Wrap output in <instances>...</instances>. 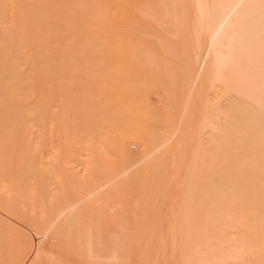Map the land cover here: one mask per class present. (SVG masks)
<instances>
[{
    "label": "bare ground",
    "instance_id": "bare-ground-1",
    "mask_svg": "<svg viewBox=\"0 0 264 264\" xmlns=\"http://www.w3.org/2000/svg\"><path fill=\"white\" fill-rule=\"evenodd\" d=\"M0 73L43 209L0 194L12 262L264 264V0H0Z\"/></svg>",
    "mask_w": 264,
    "mask_h": 264
},
{
    "label": "rangeland",
    "instance_id": "rangeland-1",
    "mask_svg": "<svg viewBox=\"0 0 264 264\" xmlns=\"http://www.w3.org/2000/svg\"><path fill=\"white\" fill-rule=\"evenodd\" d=\"M124 9L126 10V9H128V7L124 8ZM127 11H128V13L131 12V11H129V10H127ZM127 11H126V12H127ZM2 70H3V69H2ZM3 72H4V71H3ZM1 73H2V72H1ZM1 73H0V74H1ZM2 74H3V73H2ZM3 77H4V75H3ZM3 77H2V78H3ZM0 78H1V76H0ZM2 81H3V80H2ZM0 82H1V81H0ZM3 82H4V81H3ZM3 82H2V83H3ZM2 83L0 84L1 86H2ZM3 84L5 85V82H4ZM4 85H3V89H4V87H5ZM1 86H0V88H1ZM3 89L1 88V89H0V92H2L1 90H3ZM4 91H5V90H4ZM160 92H161V93H160ZM2 93H3V92H2ZM5 93H6V92H5ZM158 93H159V95H162V96L164 95V94L162 93V91H159ZM0 94H1V93H0ZM5 95H6V94H5ZM162 96H161V97L158 96V95H157V97L155 96V98H157V99H155L156 105L159 104V103H160V104L162 103V106L165 105V100H166V99L164 100V97H165V96H163V97H162ZM1 97H2L3 100H4V97H3V96H1ZM158 97H159V98H158ZM162 98H163V99H162ZM0 100H1V98H0ZM3 100L0 101L1 104L5 103ZM161 101H162V102H161ZM158 102H159V103H158ZM163 102H164V104H163ZM4 105H5V104H4ZM158 106L160 107V105H158ZM162 106H161V107H162ZM5 108H6V107H5ZM5 108H4V111H5ZM0 109H1V108H0ZM27 109L30 110L31 108H27ZM0 111H1V112H0V121H1V122L3 121L2 123H0V126H1V128H0V134H1V136H2L4 131H5V132H4V135H7V134H8V137H7L8 140L6 139V137L2 136V142H3V144H4L5 147H3L2 144H0V146L2 145V147H1L2 149L0 148V150L5 151L4 154H3V151H1V152H2V157H6V156H9V157H10V158L8 157L10 160H9V159L5 160V159H3L2 157H0V161H1V160H2L3 162L5 161L4 163H1V162H0V163H1L2 166L5 165V163H6V165L4 166L5 168H6V166L11 165V166H9V167H10L9 169H8V167H7L8 170H6L5 168L1 169V167H0V170H4V171H5V173H4V171H3V172L0 171V173L2 172V174H4V177H3V175H0V176H1L2 178H4L3 181H4L5 183H6V182L8 183V184H5L4 182H2V180H1L2 178H0V186H5V185H6V186L4 187V189H3L2 191H0V194H1L2 197H3V198H2L3 200H4V199H11V200H12V199H15V201H18V202H16L17 205H19V204H24V203H25V204H27V208H25V209H27L28 211H30V212H32V213H34V212H35V213H38V208H39V209H42V207H38V208L36 207V206H38V205H37L38 203L35 205V202H36L35 200H37V199L34 200V198H35V197L38 198V196H41L42 194H41V192H40V194H39V192H38L37 189L35 190V188H36V187H35V185H36L35 183H37L35 180H34V181L31 180L30 183L28 184L29 186L25 184L26 182L24 183V184H25V185H24V184H23V181H22L23 186H21L22 184H20V187H21L20 189L23 190V191L20 190V192L25 193V194H24V196L22 197V193H17V192L19 191V190H17V189H19V187H18V186H19V183H21L20 181H21V178L23 177L21 174L19 175V172H20L19 169H22L23 171H25L27 166H26V167H25V166H24V167H21V166H23V164H22V165L19 164V165H21V166H19L18 163H20V162L15 163L14 161H17V160H14V157L11 156V154H12V155H13V154L16 155V154H17L16 151L19 150L20 148H22V146H21V142H20V141H19L18 143L16 142V139H17V140L19 139V138H17V137H19V136H17V135H21V134H19L18 131L15 129V132L17 133V135H16V139H14V142H13L12 140H11L12 142L9 141L10 138H11V137H9V136H11V134H12V136L14 135V133L11 132V131H13V128H12L11 130H9V129H7V128L5 127V126L8 125V124H7V121H8V120H5V119H7V117H6V115H4V111L2 112V109H1ZM53 111H56V109L53 110ZM2 117H3V118H2ZM4 117H6V118H4ZM98 117H99V116H98ZM99 118H100V117H99ZM100 119H101V118H100ZM100 119H97V118H96L95 120H97V121H95V122H98V121L101 122ZM91 120L94 121L93 118H92ZM91 120H90V121H91ZM4 121H6V122H4ZM10 122H11V121H10ZM10 122H8V123H10ZM99 122L97 123V127H98V125L102 127V125H101ZM91 123H92V122H91ZM101 123H102V122H101ZM34 124H35V122H34ZM85 124H86V123H85ZM35 125H36V124H35ZM95 125H96V123H95ZM84 126H85V125H83L81 128L83 129ZM2 127H3V128H2ZM11 127H12V126H11ZM95 127H96V126H95ZM97 127L95 128L96 130H98V129L100 128V127H98V128H97ZM5 128H6V130H4ZM86 128H87V127L85 126L84 129H86ZM54 129H55V127H54ZM54 129H53V132H55ZM88 129H89V128H88ZM3 130H4V131H3ZM61 130H62V129H61ZM91 130H92V129H90V131H91ZM100 130H101V129H99V131H100ZM8 131H10L11 134H10ZM82 131H83V130H82ZM93 131H94V130H93ZM101 131H103V130H101ZM1 132H2V133H1ZM6 132H8V133H6ZM13 132H14V131H13ZM62 132H63V131H62ZM85 132H86V131H85ZM85 132H84V133H85ZM94 132H95V131H94ZM94 132H92V133H94ZM97 132H98V131H96V133H97ZM59 133H60V135H61V132H60V131H59ZM59 133H57V134H59ZM63 133H64V132H63ZM86 133H88V131H87ZM89 133H90V132H89ZM101 133H103V135H104V131H103V132H100V133H97L96 135H99V134H101ZM55 134H56V133H55ZM90 134H91V133H90ZM90 134H89L90 137H91L92 135H93V136H96V135H94V134H92V135H90ZM38 136H40V135H38ZM93 136L91 137V138H92V141H93V138H94ZM41 137H42V135H41ZM41 137H40V138H41ZM56 137H57V140H58V141L56 140V141H57V144H56V142H53V146H54V145H57L58 147L60 146L59 148H63V147H62V144L59 142V140H61V138H63V135H61V138H59L58 135H56ZM99 137H101V135H100ZM102 137H104V136H102ZM0 138H1V137H0ZM12 138H15V137H12ZM40 138H39V139H36V135H35V136H32V139H36V141H39ZM48 138H49V137H48ZM58 138H59V139H58ZM88 138H89V137H88ZM91 138H90V139H87V138H86V139H87L86 141H87V143H88V145H87V144H86V145L89 146V147L86 146V147L84 148L85 151H86L87 148H89V150H90V149H92L93 147H94L93 150L96 151V150H98V149H95L96 146H97V148H99V147H98L99 144H98V145H97V144H96V145L94 144L95 146H93V143L95 142V140H96L97 143H98V141H99V140L101 141L102 138H97V137H95L94 141H93V142L91 141V142H92V145H91V143H89L90 141L88 142V140H91ZM20 139L22 140L21 137H20ZM20 139H19V140H20ZM97 139H99V140H97ZM0 140H1V139H0ZM36 141H34V143H35ZM54 141H55V140H54ZM86 141H85V142H86ZM100 141H99V142H100ZM15 142H16V143H15ZM54 143H55V144H54ZM59 143H60V144H59ZM37 144H39V142H38ZM84 144H85V143H84ZM89 144H90V145H89ZM44 145H45V146H49L48 143H47V144L44 143ZM63 145H64V143H63ZM6 146H8V148H10V147H12V146H13V148H14V147H15V148H19V147H20V148L17 149V150L14 149V151H12V152L10 153V151H8V148H7ZM91 146H93V147H91ZM42 147H43V146H42ZM3 148H4V149H3ZM13 148H12V149L10 148V149L13 150ZM65 148H66V147H64V149H65ZM10 149H9V150H10ZM61 150L64 152L63 149H61ZM93 150H90V151H93ZM87 151H88V150H87ZM1 152H0V154H1ZM13 152H14V153H13ZM17 152H20V151H17ZM38 152L40 153V151H38ZM80 152H81V155H84V153L82 154V151H80ZM97 152H98V151H97ZM97 152H96V153H97ZM100 152H101V151L99 150V152H98L97 154H93L94 156H92V153L87 152V153H89V156H88V155H87V156H88L89 158L92 159V157H95V156L98 155V154H99V155L102 154V152H101V153H100ZM6 153H7V155H5ZM8 153H10V155H9ZM15 153H16V154H15ZM65 153H66V152H65ZM94 153H95V152H94ZM19 154H21V155L23 156V157H22L23 160H22V162H21V163H23V162L25 161V160H24V157H26V155H25L24 153H19ZM36 154H38V153H36ZM61 154H62V153H61ZM63 154H64V153H63ZM85 154H86V152H85ZM90 154H91V155H90ZM99 155H98L97 157H99L98 159H99V161H101L102 159L100 160V157L102 158V156H99ZM0 156H1V155H0ZM16 156H17V155H16ZM16 156H15V159H16V158L19 159V158L21 157L20 155H18L19 157H16ZM63 156H64V155H63ZM37 157L39 158V155H38ZM88 157L83 156V158L81 157V158H82L81 160L86 161V160L88 159ZM6 158H7V157H6ZM11 158H12V159H11ZM28 158H29V157H28ZM63 158H64V157H63ZM67 158H69V156H68ZM67 158H66V160H69V161H70V159H67ZM70 158H72V157H70ZM84 158H87V159L85 160ZM25 159H26V158H25ZM91 159H90V160H87V161H92L93 159H92V160H91ZM94 159L96 160V157H95ZM8 160H9V162H10V161H12V162L9 164V162H7ZM64 160H65V158H64ZM64 160H63V161H64ZM66 160H65V161H66ZM95 160H94V163H96ZM19 161H20V160H19ZM69 161H68V162H69ZM75 161H76V160H75ZM75 161H74V162H75ZM25 162H26V161H25ZM25 162H24V164H25ZM71 162H73V161H71ZM71 162H69V164H70L69 166L66 165V164H68V163H65V162H63V163H64L66 166H68L67 168H72V167H74V166L77 168V166H76L77 164L75 165V163H73L74 166H72V163H71ZM7 163H8V164H7ZM97 163H98V162H97ZM97 163H96V164H97ZM14 164H15V165H14ZM27 164H28V163H27ZM27 164H26V165H27ZM12 165H14L15 168H14V166H12ZM17 165H18V166H17ZM28 166H29V165H28ZM70 166H72V167H70ZM75 167H74V168H75ZM12 168H14V169H12ZM24 168H25V169H24ZM78 168L81 169L80 166H78ZM15 169H18V172H17V170H15ZM27 169H28V168H27ZM79 169H77V170H79ZM10 170H12V171H14V172L16 171V173H14V174H17V173H18V175H19L20 177L22 176L20 179H19V176L17 177V178L19 179V180H18L19 183H17V178L15 179V176H14L13 178H12V176H11L12 179H11L10 177L8 178V177L6 176V173L9 172ZM12 171H10V174H9V175H11V172H12ZM29 171H30V170H29ZM94 171H96V170H94ZM30 172H31V171H30ZM97 172H98V171H97ZM97 172H96V174H97ZM20 173H21V172H20ZM12 174H13V173H12ZM22 174H24V172H23ZM26 174H27V173H26ZM29 174H30V173H29ZM33 174H35V172H34ZM33 174L31 173L30 176L32 177ZM96 174H95V172H92V175H93V176H95ZM98 174H99V173H98ZM9 175H8V176H9ZM89 175L91 176V173H90ZM89 175H88V176H89ZM5 176H6L8 179L5 178ZM27 176L30 177L29 175H27ZM81 176H82V175H81ZM81 176H80V178H82ZM83 176H84V175H83ZM88 176H87V177H88ZM90 176H89V177H90ZM96 176H98V175H96ZM96 176L93 177V178H92V176L90 177V178L92 179L93 182H94L93 179L96 178ZM25 177H26V175L24 176V180H27V177H26V179H25ZM89 177H88V178H89ZM98 177H100V176H98ZM10 179H11L13 182H16V183L18 184V185L15 186L14 183H13V185H12V186H14L13 188H16V189L11 188V186H10V188H9V185H10V182H11V181L9 182ZM14 179H15L16 181H15ZM32 179H33V178H32ZM35 179H36V178H35ZM91 179H89V180H91ZM22 180H23V179H22ZM97 180H98V182H99V179H97ZM27 181H29V180H27ZM92 181H90V182L92 183ZM1 182H2V183H1ZM34 182H35V183H34ZM88 182H89V181H87V183H88ZM96 182H97V181H96ZM31 183H33L32 186H31ZM85 183H86V182H85ZM87 183H86V184H87ZM4 184H5V185H4ZM88 184H89V183H88ZM98 184H99V183H98ZM94 185H96V184H93V186H94ZM36 186H37V188L39 187L38 184H37ZM89 186H91V185H89ZM2 188H3V187H0V189H2ZM24 188H26V190H25ZM39 188H40V187H39ZM11 189H12V190H11ZM94 189H95V188H94ZM96 189H97V188H96ZM24 190H25V191H24ZM89 190H91V189H87V191L85 192L86 195H88V193H90V192L93 191V190H92V191L89 192ZM12 191H13V192H12ZM94 191H95V190H94ZM36 192H37V193H36ZM96 192H97V191H96ZM15 193H16V194H15ZM90 194H91V193H90ZM12 195H13V196H12ZM92 195L95 196L96 194H95V193H94V194L92 193ZM131 195H132V194H131ZM133 195H135V194H133ZM133 195H132V197H130V198L127 197V196H129V195H125L124 198H123V197L119 198V201L122 203V200H123V203H125V201H127L128 199H130L129 201L132 202L131 204H134L133 201H132L131 199H133V200L135 199V201L137 200L136 202L134 201V202H135V205L139 204V202H138L139 198H137V197H139V196L137 195V197L135 196V197H136V198H135V197H133ZM19 196H20V197H19ZM5 197H6V198H5ZM88 197L90 198V196H88ZM125 197H126V199H125ZM86 198H87V196H86ZM89 198H88V199H89ZM92 198H93V201L96 203V201H95V198H96V197H95V198L92 197ZM92 198H90L89 200H92ZM39 199H40V201H41V197H39L38 200H39ZM114 199H115V200L117 199V201H118V198H114ZM114 199H113V201H115ZM13 201H14V200H13ZM15 201H14V203H15ZM130 202H129V204H130ZM126 203H128V202H126ZM39 204H40V203H39ZM131 204H130V205H131ZM17 205H16V206H17ZM34 205H35V206H34ZM95 205H96V204H95ZM19 206H20V205H19ZM19 206H18V207H19ZM33 207L36 209L37 212L35 211V209H34ZM14 208H15V207H14ZM18 209H19V208H18ZM94 209H95V208H94ZM13 210H15V209H13ZM42 210H43V209H42ZM92 210H93V209H92ZM108 210H109V211H108ZM108 210L106 211V209H105V210H103V211L106 212V213H105L106 216H107V213H108V220H109V219L112 220V218H113L112 216H114V215H113L114 212H113V210L110 211V210H111L110 208H109ZM33 211H34V212H33ZM40 211H41V210H39V213H40ZM97 211H98V209H97L96 211H94V212H97ZM101 212H102V211H100V213H101ZM134 213H135V212H134ZM134 213H133V214L131 213L132 215H129V218H128V221H129L128 224H129V227L132 229V230H131L132 232H133V230H136V229L139 227L138 225H140V224H139V221L137 220L138 217H137L136 214H134ZM41 215H42V214H41ZM111 215H112V216H111ZM135 216H136V218H135ZM132 220H133V221H132ZM130 221H131V222H130ZM134 223H135V224H134ZM137 223H138V225H137ZM137 226H138V227H137ZM136 227H137V228H136ZM135 228H136V229H135ZM3 234H4L5 236H2ZM6 234H7V233H6ZM6 234H5V232H2V234H1L2 239H3V238L6 239L5 237H7V236L9 237V235H8V234L6 235ZM13 234H14V233H13ZM11 235H12V234H11ZM33 236H34V235H33ZM8 237H7V239H8ZM7 239H6V242H5V240H3V241H4L5 243H7V242L9 243L10 239H8V240H7ZM131 239H134V238H131ZM131 239H130V240H131ZM3 241H2V242H3ZM134 241H136V240L134 239ZM131 242H132V240H131L130 243H129V249H130V251L133 249V250H132L133 252H132V251H131V253L129 252V254H128L129 256L127 255L128 258H124L123 261L126 262V261L128 260L129 263L127 262L126 264H132V262H134V264H140V263H137V262H140V261L137 260V258H138V256H140V255L142 254V250H143V249L140 247V246H142V245H138L139 243H137V242H132V244H133V243H135V244L137 243V244H136V246L138 245L137 248L140 247V248H138V249H140V251H139V253H138V250H137L135 247H132ZM5 243H2V244L5 245ZM8 243H7V246H6V245H5V246H6V248L9 247V250H8V248H7L8 253H9V254H7V255H9V256H8V257H5V258H4L3 256L1 257V255H2V253H5L7 250L4 248V251L6 250V251L4 252L3 249H2V247H3L4 245L1 246V244H0V251L2 252V253L0 252V254H1V255H0V257H1V259H0V264H3V263H6V264H7V262H8V264H11V262H12L11 259H13V260L15 259V258H13V257L11 258V256L16 255V254H14V251H16V249H14V246H12L13 248L10 249V246L13 245V244H12V242L10 241V244H11V245L8 246V245H9ZM135 244H133V245H135ZM131 247H132V248H131ZM12 249H13V250H12ZM134 249H135V251H134ZM10 251H11V253H10ZM12 251H13V252H12ZM134 252H135L136 254H135ZM140 252H141V254H140ZM6 253H7V252H6ZM15 253H16V252H15ZM10 254H12V255H10ZM13 254H14V255H13ZM7 255L4 254V256H7ZM24 255H25V254H24ZM132 255H134V257H135L136 259H135V258H132V260H131L132 262H131V261H130V259H131L130 257H133ZM18 256H20V255H18ZM14 257H15V256H14ZM21 257H22V255H21ZM23 257H24V256H23ZM25 257H26V256H25ZM3 258H4V259H3ZM7 258H8V259H7ZM5 259H7V260H5ZM133 259H135V260H133ZM2 260H3V261H2ZM18 260H19V259H18ZM125 260H126V261H125ZM12 263L15 264V261H13Z\"/></svg>",
    "mask_w": 264,
    "mask_h": 264
}]
</instances>
